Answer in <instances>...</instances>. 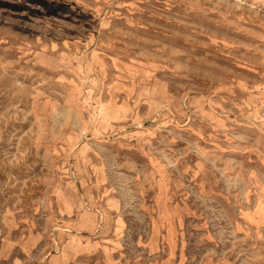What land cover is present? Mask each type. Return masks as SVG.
I'll return each mask as SVG.
<instances>
[{
    "label": "rangeland",
    "instance_id": "obj_1",
    "mask_svg": "<svg viewBox=\"0 0 264 264\" xmlns=\"http://www.w3.org/2000/svg\"><path fill=\"white\" fill-rule=\"evenodd\" d=\"M0 264H264V0H0Z\"/></svg>",
    "mask_w": 264,
    "mask_h": 264
}]
</instances>
